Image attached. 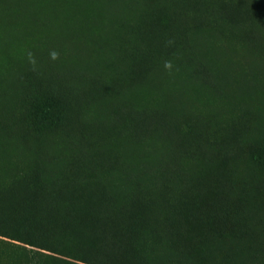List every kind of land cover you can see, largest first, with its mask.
<instances>
[{
	"label": "rangeland",
	"instance_id": "1",
	"mask_svg": "<svg viewBox=\"0 0 264 264\" xmlns=\"http://www.w3.org/2000/svg\"><path fill=\"white\" fill-rule=\"evenodd\" d=\"M0 264H264V0H0Z\"/></svg>",
	"mask_w": 264,
	"mask_h": 264
},
{
	"label": "trees",
	"instance_id": "2",
	"mask_svg": "<svg viewBox=\"0 0 264 264\" xmlns=\"http://www.w3.org/2000/svg\"><path fill=\"white\" fill-rule=\"evenodd\" d=\"M95 240H96V238H95ZM97 242H98V240H96Z\"/></svg>",
	"mask_w": 264,
	"mask_h": 264
}]
</instances>
